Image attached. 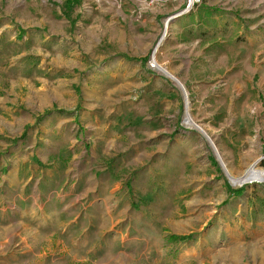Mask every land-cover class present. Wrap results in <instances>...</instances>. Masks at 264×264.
<instances>
[{
  "label": "rangeland",
  "instance_id": "1",
  "mask_svg": "<svg viewBox=\"0 0 264 264\" xmlns=\"http://www.w3.org/2000/svg\"><path fill=\"white\" fill-rule=\"evenodd\" d=\"M188 3L0 0V264H264V0Z\"/></svg>",
  "mask_w": 264,
  "mask_h": 264
},
{
  "label": "bare ground",
  "instance_id": "2",
  "mask_svg": "<svg viewBox=\"0 0 264 264\" xmlns=\"http://www.w3.org/2000/svg\"><path fill=\"white\" fill-rule=\"evenodd\" d=\"M165 28L168 29V22L166 21L165 22ZM163 41H161L160 43H162ZM158 50V48H157ZM156 50V52H157ZM156 52H155V55H154V58L152 59H155V56H156ZM152 64V63H151ZM153 64L156 65L155 69L157 72L165 75L167 78L171 79L175 85H177L181 90H183L184 88V85L181 83V81H179L176 77H174L171 73H169L167 70H165L164 68H162L159 64H157L155 61H153ZM152 64V66H153ZM151 66V67H152ZM185 89V88H184ZM184 91V90H183ZM189 100H186V113H185V119H184V125L188 126V127H193V128H197L196 126H198L197 124H195L190 112H189ZM199 127V126H198ZM201 128V127H200ZM202 129V128H201ZM199 132H204L206 133V135L208 137H210L207 132L205 130L202 129V131L199 130ZM209 142V145H214L216 147V151L214 150V153L216 155V157L219 159V161L221 162L223 168L226 170V172H228V169H227V166H226V163L223 161L222 159V154L220 153V150L217 148V146L215 145L214 141L210 138V140H207ZM259 163V160H257L255 162V164L253 166H251L245 173L244 175H242L241 177H234V176H231L228 174V177L231 181V183L235 186V187H238L240 186L241 184H248V183H252L254 181H259L260 183L261 182H264V171L262 170H259L257 168V165Z\"/></svg>",
  "mask_w": 264,
  "mask_h": 264
},
{
  "label": "crops",
  "instance_id": "3",
  "mask_svg": "<svg viewBox=\"0 0 264 264\" xmlns=\"http://www.w3.org/2000/svg\"><path fill=\"white\" fill-rule=\"evenodd\" d=\"M225 24H226V22H225ZM32 197L34 198V199H36V197H35V194H32ZM38 197H42V198H44V196H43V194H39V196ZM49 198H55V196H54V194H51V195H49ZM60 198V194L56 197V201L58 200ZM33 199V200H34ZM16 206V205H15ZM14 207V206H13ZM37 207H38V205H37V203H32V210L30 209V212L32 213V215H36V214H38V213H43L41 210H40V207H39V210H37ZM18 212H19V209H18ZM58 212L59 211H56V214H58ZM30 215V214H29ZM4 216H5V205H4V203L3 202H0V223H3L4 222ZM63 257H65V255H62L61 256V259H63ZM65 258H67V257H65ZM76 258H75V256H73V258H72V260H75ZM67 260H69V258H67Z\"/></svg>",
  "mask_w": 264,
  "mask_h": 264
},
{
  "label": "built area",
  "instance_id": "4",
  "mask_svg": "<svg viewBox=\"0 0 264 264\" xmlns=\"http://www.w3.org/2000/svg\"><path fill=\"white\" fill-rule=\"evenodd\" d=\"M201 0H189L187 8L183 11L182 15L188 14L192 11V9L196 6V4L200 3Z\"/></svg>",
  "mask_w": 264,
  "mask_h": 264
},
{
  "label": "water",
  "instance_id": "5",
  "mask_svg": "<svg viewBox=\"0 0 264 264\" xmlns=\"http://www.w3.org/2000/svg\"><path fill=\"white\" fill-rule=\"evenodd\" d=\"M183 90H184V88H183ZM182 90V91H183ZM184 92V94L186 95V92H185V90L183 91ZM186 99H188L187 98V95H186ZM197 128H196V130H200V131H202V129L200 128V127H198V126H196ZM201 133V132H200ZM203 136H204V138L206 139V140H210V138L206 135V133H204V132H202L201 133ZM212 148H213V151L215 150L216 151V148H215V146L212 144V145H210ZM233 185V184H232Z\"/></svg>",
  "mask_w": 264,
  "mask_h": 264
},
{
  "label": "trees",
  "instance_id": "6",
  "mask_svg": "<svg viewBox=\"0 0 264 264\" xmlns=\"http://www.w3.org/2000/svg\"><path fill=\"white\" fill-rule=\"evenodd\" d=\"M141 62H146L147 59H139ZM237 196H241L243 194V190H237L234 192Z\"/></svg>",
  "mask_w": 264,
  "mask_h": 264
}]
</instances>
